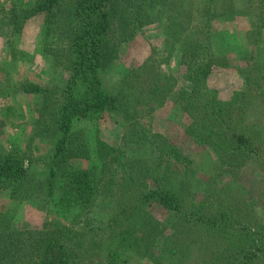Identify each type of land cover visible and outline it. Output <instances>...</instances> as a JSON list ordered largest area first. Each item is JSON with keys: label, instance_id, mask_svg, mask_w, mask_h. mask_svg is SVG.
Wrapping results in <instances>:
<instances>
[{"label": "trees", "instance_id": "trees-1", "mask_svg": "<svg viewBox=\"0 0 264 264\" xmlns=\"http://www.w3.org/2000/svg\"><path fill=\"white\" fill-rule=\"evenodd\" d=\"M8 1L0 0L4 55H27L17 38L40 17L35 54L51 59L62 78L12 81L5 96L31 97L34 109L22 148H0V264H264V220L255 199L232 184L247 166L264 178V61L252 56L264 0H246L243 15L256 22L235 67L217 55L211 24L236 26L237 0ZM151 25L162 50L152 48L108 93L103 75L121 45ZM164 53L178 55L182 88L175 89L176 74L160 69ZM229 68L243 88L221 101L207 80ZM168 100L183 113L184 146L148 126ZM102 121L121 126L118 146L101 139ZM200 153L213 169L198 187L173 168L194 166ZM100 198L111 201L105 215L95 209ZM30 199L55 218L43 229L15 227L9 205Z\"/></svg>", "mask_w": 264, "mask_h": 264}, {"label": "rangeland", "instance_id": "rangeland-1", "mask_svg": "<svg viewBox=\"0 0 264 264\" xmlns=\"http://www.w3.org/2000/svg\"><path fill=\"white\" fill-rule=\"evenodd\" d=\"M237 23L212 22L211 29L217 37V48L215 51L218 56L225 57L230 65L242 66L243 62L240 60L243 51L248 50L249 38L248 29L254 24L255 18L250 21L243 14L247 8L246 0H237ZM4 6H9L10 2L3 0ZM236 5V6H237ZM251 22V23H250ZM259 28V36L252 42L254 52L252 56L255 59L264 61V22ZM44 27L40 17L32 18L26 22L22 34L17 38L16 48L20 52H25V57L17 55L15 59L11 56L8 58L4 55L2 46L4 39L0 37V148L7 150L11 146L14 149H21L30 130L31 120L33 119L34 102L28 96H7L10 92V84L12 81H30L37 84L56 83V79L62 78L59 70L52 67V60L46 56L35 54V45L43 35ZM252 40V39H251ZM262 46V47H261ZM216 47V45H214ZM261 47V48H260ZM162 50V39L159 37L155 26H145L141 33L131 42L124 43L120 47L119 57L116 61L112 71L103 75L105 89L112 94L118 83L120 75L127 70L139 67L145 59L150 55L151 49ZM263 48V49H262ZM160 57L168 58L165 64H162L160 69L163 73L168 74L173 72L177 75V84L175 89L182 88L185 83L181 80V74L184 67L178 65V55L173 53L167 56L166 53L160 54ZM264 71V67H263ZM180 75V78L178 77ZM207 84L209 89L218 94L221 101L230 99L232 92L243 88V82L238 77L235 68L229 69H215L211 76L208 77ZM12 107L10 112L6 113L7 107ZM260 117V125L264 131V111L258 108ZM119 124V123H118ZM118 124L112 122L102 121V131L100 137L109 145L118 146L121 141L122 128ZM148 126L156 132L165 136H169L177 146H184L187 142V137L183 129L180 127L184 124V116L178 109V106L171 100H168L164 107L158 108L153 112V117L148 120ZM86 129H88L86 127ZM41 152V150H40ZM199 161H195L194 166H183L173 168V172L181 177H192L200 181L205 180L209 183V177L212 176L211 161H207L206 154L200 153ZM90 162H85L84 166H88ZM178 169V172H175ZM31 174L35 178L40 179L38 169H31ZM224 179L219 184H222ZM205 183V184H206ZM237 191L243 194L251 195L257 204L258 212L264 220V178L256 172L252 166H247L241 173L237 181L232 182ZM111 201L107 198H100L97 201L96 211L98 214L105 215L112 207ZM39 202L36 200H29L13 206L15 208L14 223L17 229H43L48 223L54 221V216L43 213L39 210ZM129 264H150L142 258H133Z\"/></svg>", "mask_w": 264, "mask_h": 264}]
</instances>
